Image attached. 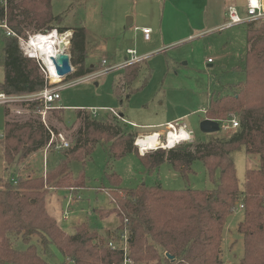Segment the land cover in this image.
<instances>
[{
	"label": "trees",
	"instance_id": "trees-1",
	"mask_svg": "<svg viewBox=\"0 0 264 264\" xmlns=\"http://www.w3.org/2000/svg\"><path fill=\"white\" fill-rule=\"evenodd\" d=\"M0 22L23 38L33 34L25 31L29 25L36 27L34 33L70 31V64L75 68L70 75L81 78L92 73V68L85 66L84 27H62V17L52 14L51 0H0ZM246 27L247 51L240 69L244 79L229 94L210 96L204 114L218 124L235 119L238 127L226 138L137 154L150 171L166 160L182 175L193 162L200 161L209 175L218 173L215 189L167 190L145 184L122 189L117 173L106 174V190L114 208L96 210L95 214L100 219L115 214L118 226L114 230H98L82 222L73 234H67L46 212V189H85L84 174L74 176L70 164H84L100 143H109L108 153L114 159L137 153L133 146L136 135L124 129L126 124L122 128L116 117L91 118L76 110L80 126L72 148L55 149L52 145L50 153L57 152V159L46 163L44 175H24L28 164L23 171L16 166L44 150L50 132H57L36 118L35 104L21 105L30 112L23 122L9 119L10 109L5 108L0 136L2 163L7 166L0 176V264H49L42 256L48 255L51 245L73 264H124L125 259L132 264H223L225 227L238 210L241 219L236 229L242 238L243 255L232 264H264V22H250ZM2 41L5 76L0 93L21 96L41 91L45 80L36 62L23 55L17 38L3 34ZM137 75L138 63L126 67L123 84L128 87ZM113 119L118 124L112 133L109 121ZM239 150L257 160L256 167L246 170L241 192L231 157Z\"/></svg>",
	"mask_w": 264,
	"mask_h": 264
},
{
	"label": "rangeland",
	"instance_id": "rangeland-1",
	"mask_svg": "<svg viewBox=\"0 0 264 264\" xmlns=\"http://www.w3.org/2000/svg\"><path fill=\"white\" fill-rule=\"evenodd\" d=\"M172 1L175 3L170 7V0H166L165 3L162 0H51L52 14L54 17H62L60 24L62 27H84L85 64L92 67V73H99L110 67L107 74L93 80L80 81L78 80L80 78L69 75L63 77V83L52 85L64 86L60 96L61 103L66 107H63L65 110L50 111L46 123L54 132L63 134L70 144L68 149L72 148L73 139L80 126V121L75 120L76 110L84 109L85 111L81 110L80 114L93 116L88 107L95 109L98 118L103 116L113 118L114 116L108 112V109L112 108L126 120L135 123L138 128L119 119L122 128L126 124L124 129L136 135L133 146L135 140L143 135L160 131L164 134L165 123L156 126L153 124L169 119L175 114L182 115L183 118L171 123L185 124L192 137L189 142L191 144L212 138H226L229 135L232 130L230 123H220L219 131L212 134L202 133L199 125L205 119L204 111L209 97L229 94L232 87L244 79L240 69L243 68L247 51V27L239 25L232 29L215 28L218 23H222L221 18L226 11L224 7L227 4L224 0L221 3L209 4L207 8L191 4L188 0ZM234 6L238 14L243 16L244 7ZM132 17L145 22V27L151 31L150 36L156 39L158 50L139 56L141 52L138 46L140 47L142 43L138 32L136 34L133 31L135 25L126 27L127 20ZM35 29L33 25L25 27V31L29 33L36 32ZM159 30L162 34L160 40ZM2 32L0 29V84L5 76L1 60ZM66 32L57 33L63 35ZM127 49L134 51L140 59L138 75L134 83L128 87L121 85L126 67L116 69L123 64ZM66 52L70 54L69 49ZM103 60L107 62L106 65H99ZM72 68L74 72L75 68L73 66ZM9 109L11 120L23 122L30 117L28 115L30 112L19 104L10 105ZM15 110H19L20 113H16ZM5 121V106L0 104V136ZM109 124L112 126V133L117 130L118 123L114 119L110 120ZM147 125L152 126L145 128ZM164 140L162 135L161 143H164ZM108 146L109 143H100L95 146L84 164L78 161L70 164L74 176L84 174L85 189L71 188L68 191L46 189L45 209L49 201L57 204L54 214L59 218L66 204L67 195L78 196V199H72L68 219L64 223L59 220L60 227L69 235L73 234L74 228L81 220L98 230L118 225V220L116 216H112L113 214L105 219H100L95 214L96 210L109 211L114 207L106 190L108 188L106 174L117 173L121 178L122 189H132L140 184L160 185L167 190H213L216 187L218 173L209 175L200 161L193 162L185 175L174 169L166 160L158 169L150 171L139 159L137 149V153L129 152L119 159H114L108 153ZM45 149L16 167L23 171L28 164L24 175L32 173L43 176L45 173L43 161L53 163L57 159V152L50 153L49 149L45 154ZM158 149L161 148L148 150L146 154ZM231 157L241 192L245 172L256 167L257 160L256 157L247 155L244 150L232 153ZM4 168L7 166L2 163L0 146V176ZM11 170L13 171V168ZM6 172L8 175L9 169H6ZM57 211H60V215ZM238 213L239 210L229 217L225 227L222 242L223 264L235 263L243 255L242 238L236 229L241 219ZM42 257L49 264H73L64 259L52 245L48 248V255Z\"/></svg>",
	"mask_w": 264,
	"mask_h": 264
},
{
	"label": "built area",
	"instance_id": "built-area-1",
	"mask_svg": "<svg viewBox=\"0 0 264 264\" xmlns=\"http://www.w3.org/2000/svg\"><path fill=\"white\" fill-rule=\"evenodd\" d=\"M243 7H244V15L243 16H240L238 14L237 8L233 4L228 5L226 7V17H227V24L226 25L227 26L230 27V26H234V25L247 24V23L255 22V21L256 22L257 21L264 22V0H245ZM0 28L4 31L5 36L17 38L20 50L22 51L23 55L36 62L38 69H39L40 73L42 74V76L45 80V87L41 91H39L38 93H35V94L21 95V96H7L5 94L0 93V104L4 105L5 108H10V105H15V104L16 105L19 104V106H21L22 104H25V105L35 104V108L33 110V113L36 114L37 116H39L40 120L46 126V118H47V115L50 111L60 110V109L63 110V107L61 105H59V101L61 98L60 92L64 86L63 87L62 86H57V87L52 86V85H58V84L63 83V80H62L63 78L60 77V80H58L57 82H53V77L51 74V70L49 68L50 64H47L41 58L42 56L37 55V53L34 51V46H35V43L39 42L42 37H47L51 33L57 32V30L54 29L50 33H45V34L44 33L28 34L26 38H23V37H17L15 35V33L10 31L7 28L5 22H0ZM69 32L70 31L63 34L64 35L63 50H64V53H66V54H67L66 50H68L69 46H70L71 34H69ZM150 32H151L150 29H147V28L142 29L143 37L145 39H148ZM54 50H55V53L58 52V48H55ZM127 54L129 55V59L125 60V62L122 65L116 67V69L125 68V67L132 65V64L138 63L140 61V59L136 56L134 51L128 50ZM47 59H50V58L47 57ZM51 64L53 65L54 71L56 73L55 65L53 64L52 61H51ZM101 65L105 66L106 61L103 60L101 62ZM71 69H73L72 66H71ZM109 69H110V67L104 68L99 73L93 72V73L88 74L87 76L80 78L78 80L81 81V80H93L94 78L96 79L100 76L107 74ZM88 111H90L93 114V116H92L93 118L97 117L96 116L97 113H95V109L92 108V109H89ZM15 112L18 114L20 113L19 110H15ZM108 112L110 114H112L114 117H116L117 119H120L123 122H125L126 124H128L123 118H120L119 113L117 111H115L114 109L109 108ZM205 112H206V110L204 111V114H205ZM229 123H230L229 126L232 129H235L238 127V122L235 119L231 120ZM129 125H131V124H129ZM131 126H134V125H131ZM162 132L161 131L160 132H153V133L159 134L158 141H159L160 145H158L157 148H161V149H172L173 147L180 145L182 143H189L191 141V138H192L191 134L187 131L186 126L184 124H180V123H167L165 125L164 134H162ZM171 134L176 135L177 140L173 146L168 147V146H166L168 144L167 140H168V136H170ZM162 135H164V139H165L164 143H166V144L161 143V141H160ZM143 136H145V135H143ZM137 141L138 140L136 139L134 142V146L136 147L139 155L144 156L148 152V150L142 151L141 148L139 146H137V144H136ZM52 145H55L56 149H59V148L68 149L70 147L69 142L63 136V134L57 133L55 135L52 132H50V140L46 146V149L44 152L45 154H46V152H48L49 148ZM43 166L46 169V162L45 161H43ZM77 197L78 196H73V195L69 194L65 198L66 204L64 206V209L61 212V217L63 220L68 219L67 214L69 211V207L71 206V202L73 201L72 199H74V198L78 199ZM125 238H126V236L123 234L121 236V239L123 240L122 249L124 252V256L126 255V251H127ZM109 246L111 248L115 247L113 245V243H110ZM124 264H132V263L125 259Z\"/></svg>",
	"mask_w": 264,
	"mask_h": 264
},
{
	"label": "crops",
	"instance_id": "crops-1",
	"mask_svg": "<svg viewBox=\"0 0 264 264\" xmlns=\"http://www.w3.org/2000/svg\"><path fill=\"white\" fill-rule=\"evenodd\" d=\"M163 1V3H165V1L166 0H162ZM191 4L192 3H195V4H197V5H200L201 7H204V8H207L208 7V5L210 4V5H212L214 2L215 3H217V2H219V3H221L223 0H188ZM197 1L198 2H201V3H197ZM224 1H226V4L227 5H225L226 7L228 6V5H232V4H234V5H236V6H243L244 5V3H245V0H224ZM175 2H173L172 0H170V7L174 4ZM241 4V5H240ZM221 5V4H220ZM219 5V6H220ZM224 7V6H223ZM226 7H224V9H226ZM130 19V18H129ZM131 25L132 24H134L135 25V27L133 28V31L137 34V32H138V34H139V36L138 37H140V41H141V43H142V45L139 47L138 46V50L141 52V54L139 55V56H144L145 54H147V52H154V51H156V50H158L159 49V47H158V45L156 44V39L155 38H152L150 35H149V38L148 39H145L144 37H143V34H142V29H144V28H146L145 27V22L143 21V20H136V18H134V17H132L131 19ZM221 24L220 23H218V26H216L215 28H228V29H232V28H235V27H238L239 25H234V26H227L226 24H227V17H226V11H224L223 12V15H222V18H221ZM135 23H137V24H135ZM220 24V25H219ZM130 25V26H131ZM240 25H246V24H240ZM129 26V27H130ZM128 27V28H129ZM67 28H72V27H67ZM138 28H141V30L139 31L138 30ZM1 29V28H0ZM85 33H86V31H85ZM3 34L5 35V33H4V31L2 32V35H1V38H3ZM159 34H160V37H159V39L158 40H160L161 39V37H162V34H161V30H159ZM247 48V47H246ZM152 49H154V50H152ZM128 50H130V49H127L126 50V52H125V54H126V56L124 57V62H125V60H127V59H129V55L127 54V51ZM1 54H2V56H3V41H2V50H1ZM1 60H2V58H1ZM123 62V63H124ZM107 63V62H106ZM140 63V61L138 62V64ZM136 64V63H135ZM99 65H101V62H100V64ZM133 65V64H132ZM85 66H86V64H85ZM86 67H88V66H86ZM92 68V67H91ZM122 70H124V69H122ZM135 81V80H134ZM134 81L130 84V85H132L133 83H134ZM123 83L124 82H122V84L121 85H123ZM126 86V85H125ZM59 105H61L62 107H66V106H64L62 103H61V98H60V101H59ZM68 107V106H67ZM89 109H92L91 107H88ZM63 110H65V109H63ZM78 110H80V109H78ZM82 111H85L84 109H81ZM88 115H90V114H88ZM120 115H122V114H120ZM123 116V115H122ZM90 117H92V116H90ZM98 117V116H97ZM103 117H105V116H103ZM183 118V116L181 115H174L173 117H171V118H169V119H165L164 121H162V122H157V123H154L153 124V126H156V125H160V124H163V123H165V125L167 124V123H171V121H178V120H180V119H182ZM123 119L128 123V124H131V125H136L135 123H131L130 121H128V120H126L124 117H123ZM164 119V118H163ZM76 122H77V120H76ZM127 124V125H128ZM164 125V126H165ZM185 125V124H184ZM133 126V127H134ZM137 126V125H136ZM134 127V128H138V127ZM149 126H152V125H147L145 128H148ZM55 208V209H54ZM56 208H57V204L55 205L53 202H50L49 201V203H47L46 204V211H47V213H49V215L51 216V217H53L54 219H55V221L57 222V225H59V220H61L60 222H62V223H64L66 220H63L62 219V217H61V215H60V211H57V214L58 215H60V218L59 217H56L55 216V214H54V210H56ZM114 208V207H113ZM112 208V209H113ZM111 216V215H110ZM110 216H108V217H106V218H109ZM112 216H116L115 214H113ZM117 218V217H116ZM83 221L81 220L80 221V223H82ZM60 226V225H59ZM118 226V225H117ZM116 226V227H117ZM74 227V226H73ZM116 227H114V228H103L104 230H114Z\"/></svg>",
	"mask_w": 264,
	"mask_h": 264
},
{
	"label": "bare ground",
	"instance_id": "bare-ground-1",
	"mask_svg": "<svg viewBox=\"0 0 264 264\" xmlns=\"http://www.w3.org/2000/svg\"><path fill=\"white\" fill-rule=\"evenodd\" d=\"M70 34V32H69ZM64 35H59L57 32L51 33L47 37H42L41 40L37 43H35L34 51L37 53L38 56H42L41 58L47 63L50 64L49 68L51 70V74L53 77V82H57L60 80V76L55 73L53 65L51 64V58L58 59L61 54H64ZM55 48H58V52L55 53ZM49 57L50 59H47ZM159 134L157 133H151L147 136H141L137 140V146L141 148L142 151L145 150H154L160 145L158 141ZM177 137L176 135L171 134L168 136L167 145L168 147H171L176 142ZM166 144V143H164Z\"/></svg>",
	"mask_w": 264,
	"mask_h": 264
},
{
	"label": "water",
	"instance_id": "water-1",
	"mask_svg": "<svg viewBox=\"0 0 264 264\" xmlns=\"http://www.w3.org/2000/svg\"><path fill=\"white\" fill-rule=\"evenodd\" d=\"M131 25V20L128 19L126 22V27L128 28ZM53 64L55 65V70L58 76L66 77L72 73L71 64H70V56L66 53L61 54V56L56 60L51 58ZM120 118H123L120 115ZM200 131L204 134H212L219 131V124L215 121L209 119H203L199 125ZM169 257V255H166Z\"/></svg>",
	"mask_w": 264,
	"mask_h": 264
}]
</instances>
